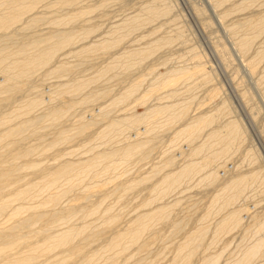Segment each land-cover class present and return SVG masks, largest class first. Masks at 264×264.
I'll use <instances>...</instances> for the list:
<instances>
[{
	"label": "rangeland",
	"instance_id": "rangeland-1",
	"mask_svg": "<svg viewBox=\"0 0 264 264\" xmlns=\"http://www.w3.org/2000/svg\"><path fill=\"white\" fill-rule=\"evenodd\" d=\"M50 1L53 4L55 0L53 1L50 0ZM78 1L79 2L76 4V6L75 5L70 6V8L53 6L51 9L48 8V10L46 9L47 8L46 6L50 5L51 3L48 2L49 4H47V2L45 3L41 2L42 4L41 5L39 4L41 7H37L38 10L36 9V11L40 13V14L38 13V15L41 16V18L43 17V20L39 21V23L34 28L32 27V30L30 28L31 32L33 33L37 31L34 33V35L38 34L39 36H42L41 38H43L44 36H48L58 29L59 30L65 29L66 31L72 30L74 34L76 33L79 36L80 34L78 33H82V29L84 27L87 29L93 28L96 31L94 32V34H92V36L90 35V37L88 38L89 40L87 39L80 41L82 37H79V39L77 40L79 42L76 46L79 47L82 44L84 45L90 43V41L92 40L101 41L106 39V41L113 42L115 38H116L115 41H118L117 42L118 45L114 44V47H112L109 50H105V51L99 50L97 52L95 51L92 53L90 52V54L84 55L86 60L83 58L84 56H82V60L81 59L79 60L80 57L78 59L73 57L69 58L68 56L64 57V55H60L59 53L55 55L54 58L52 59L49 65L51 68L48 66L47 68L43 67L41 70L39 69L35 74L31 75L30 80L29 78L28 79L22 78L24 81L19 82L21 87L19 92L15 94L11 93V95L2 94V97L6 96L8 101L7 102L4 101L3 103H1L2 104L1 106L3 107L0 106V118L9 115L11 111L14 112L18 105L25 104V102L30 101V99L38 101L40 99L39 97H41L42 95L44 96L45 103L39 105L31 112L32 113L31 115L34 117L35 116L43 117L47 115V113L49 114L53 108L60 109L64 106L70 105L71 103L77 104L81 102L84 98H87L89 101H91V103L88 102L89 103L88 105L87 104L85 105V103H82L83 105L80 103L77 105L73 104V106H71V109H69L65 117L62 116L61 118H58L59 121L55 120L57 121V123H55L54 120L52 121V119L46 118L44 121L42 120L37 127L35 126V128H33L32 130L29 129L31 131L26 130L27 132L23 133L22 137L23 135L25 134L26 135L24 136V138H22L19 141L20 142L19 144L21 145L19 148L20 150H24L27 148L32 149L33 147V155L28 159L23 158L21 161H18L17 163L19 165H23L28 160L27 161L28 164L30 163L29 160L31 159V161H35L34 163H38L42 167L43 166L46 167L47 164L48 166L55 165L56 163H59L58 162L59 160L60 161L62 159L64 160V158L70 161H72V159L74 161L79 158L84 159L87 158V156L90 157L96 152L99 151L109 152L110 150L115 149L116 147L118 148L123 145H126L127 142L129 143L132 141V138L135 139V136L138 133L137 138L139 140L149 141L147 147L144 149L145 151L142 150L143 153L141 151L142 156L136 155L132 158L133 160L131 159L129 161L128 159L127 161H125L126 163L124 162L118 163L119 161L115 162L118 163L116 167L117 169H115L116 171L114 170L113 173H110L109 171V175L104 174L105 175L104 176L102 174L98 178H91L89 174L84 176L82 183L79 186L76 185L75 187H73L62 199L63 201L60 202L61 205L59 204V206H57V209H59L74 204L77 206L84 205L82 206L83 208L86 207L87 209H89L92 208L91 206L93 204L96 205L97 203H99L103 196L105 197L107 196L106 198L103 197L104 200L102 201V204L100 203L101 204L100 210L102 211L105 208L112 207L111 214L118 215L119 218V221L117 220V222L113 226V229L116 231L117 229L121 230L125 228V225L129 224L130 218L134 217L137 213L146 210L145 208H142L141 205L144 203V201H148L155 197V194L152 192L153 189L152 187L156 186L157 184L156 181L157 180L159 181V179L164 173L168 172L171 168H172L171 170H177L178 167L183 166L188 162L189 163L196 162V160L197 162H199L200 160L203 161L205 158L207 159L208 157H211L212 153L217 152L219 150L218 147L220 146V144L219 146L213 145L214 149H212L213 147L207 149L205 150L206 152L205 151H203L204 153L201 152L202 154H200L199 156L193 154V149L195 148V146L197 147L202 142L205 141L206 139L205 134L209 131V129L211 128L221 129L222 126L225 125L228 121H235L239 125V127H241L240 128L241 137L233 143L228 154L226 153V155L223 154V156L221 155L213 159L211 162L212 164L211 167L209 165L206 168V171L195 176L192 175L190 177H185L186 179L183 178V180L181 179L182 181L180 180L179 181L180 183L173 186V188L175 187L174 189L172 187H171L172 189L170 188L169 193H167L168 195L166 194V196H164L162 199L157 200V202L155 201L156 204L155 202H153L154 204L152 203L151 206L153 208L161 204L169 206V205H174L173 203H176V205L177 204L178 205L177 206L174 205L171 208V211L169 212V217L167 216V218L165 219L166 221L162 220V222L156 221L157 223L156 222L152 223L153 228H150L149 230L145 231L144 232L145 235L144 233L142 234L143 236L139 240L141 242L139 243L137 242V244L131 245L130 247L131 249L130 250L128 249L129 250L128 253L127 251L125 252L127 255L125 253L123 254L124 257L126 255L125 260H123L124 257L122 258L121 255L116 257L118 260L115 259L114 262L115 264H122V263L133 264L134 259L135 261H137L138 259L141 260L140 258H142L143 259L142 261L143 262L145 261V263L147 260V263L148 262L150 263L152 261L155 264H171L177 246L181 244L184 241V239L190 235V233L194 232L197 228H200L202 226V228H205L207 232L205 233L204 238L199 241V247L194 255L195 257H193L192 259L191 264H195V263L200 264V262L203 260V257L211 256L213 254L220 252L223 253H221L222 256L220 259L222 262L220 261L219 264L221 263L232 264L234 261H236V259L238 260L240 258L241 254L246 250L247 247L249 248L251 245L255 243L254 241H257L259 238H261V236L262 237L264 236V231L260 233L256 231L259 222H262L264 220V59L262 60V62L260 61L258 65L256 64L255 70L254 69L251 70L249 66L247 67L248 61L252 60L253 56L256 55L260 49L262 50L264 48V33H263L264 28L262 29L263 31H261V33L256 38H254L253 42L250 45L252 47H250V50L248 49L249 52L247 51L245 54H243V56H241L240 53H238V50L235 49V45H234L235 41L238 40L241 36H244L245 34H246L245 36H247L248 34L252 36L251 33L252 31L248 29L247 26L244 27L238 26V28L240 29L236 28L235 29L236 32L232 30V28H234V26L236 25H241L245 19L255 21L259 17H263L264 0H229L230 2L226 0L228 2L225 1L226 3L222 4L220 7H216L214 5L215 2L213 4V1L215 0H212V2H210L211 0H164V1L159 0V2L157 0H78ZM244 2L247 4L248 7L250 5V7L249 8L247 7L248 9L245 7V9L239 11L236 7H238V5L242 6L241 3ZM211 4H213V6ZM44 5H46L45 6L46 8L44 7ZM145 6L148 7L156 6L154 8H160V9H163V7L167 6L168 8H170V13L168 12V15L166 16H159L157 18H153V20L150 19L149 21V19L147 20L149 16L144 15L147 14L144 12V8L145 10L147 8ZM77 9L78 10L84 9L86 12H90V13L81 19L74 20V22L66 23V25L61 23V24H57L61 26H56L55 24H53L52 21L55 20L57 21L58 18L64 19L67 16L74 14L76 12L75 10ZM224 12L228 13V16L222 21L220 17ZM134 18L135 21L132 20ZM219 19L221 20V22ZM142 22H144L143 23L144 25H142ZM120 24H122L123 26ZM116 26H118V28H116ZM230 28L232 30V33L235 32L234 33L235 40L232 39L233 34L230 33L231 32V30H229ZM30 30H28V32H30ZM9 32L7 33L9 35H11L13 32L11 37L8 39L6 37V42H4L5 38L4 40L2 39L3 41L0 39V41L6 44V47L7 49H10V52H13L17 48L23 46L22 41H24L25 39L27 40L28 38H22L23 35L21 34H20L21 36H19L20 32L19 33L18 32L16 33V31L15 32L11 31L10 33ZM31 32L29 34L26 32L28 34L26 35V37H29V39H31L30 35L31 37L33 36ZM9 35L7 36L9 37ZM14 36H16V38ZM11 38L13 39L10 40ZM162 38L164 39L169 38L168 41L170 42L167 41L166 44L167 46L162 45L161 47L160 45L158 46L154 45L157 40L159 39L161 40ZM166 40L163 41L164 43L160 41L159 43L165 44ZM5 44H3V46H1L0 49L4 48ZM168 44L170 45L168 46ZM153 45L154 47H157L155 48L157 50H153V53L151 55H148L149 57L146 56V58H144V56H134V58L138 57L136 58V61L134 60L135 63L134 61L130 62L134 59L133 57H132L133 59H129L130 61L128 60V58H127L128 61H126V59L124 58V56H126V53H128L132 49L135 50L140 48V50L143 51V49H145L144 51H146L152 48ZM120 55L123 56V58H121L123 60L119 59V63L121 62L120 64L122 65L116 63L118 61V59L116 58H120L121 57ZM114 59L117 61H115ZM56 60L59 62H57ZM62 60L63 61L66 60L65 62L68 63L66 66L70 67L73 65L72 66L73 69L72 70L69 69L70 70L69 72H63V73L61 72L58 75L56 73L55 75L54 73L52 74L51 71L53 65L55 66L58 65L60 62H62ZM112 62L114 64L115 63L117 64V65L115 64L116 67L112 65ZM124 62L125 63L128 62L129 64L127 66L129 67L132 66V67H130V69H128L127 66L123 68V66L125 65ZM107 64L112 65L114 68L112 69L111 72L108 73L107 71H105L106 74L102 75L101 72L103 70L101 69L106 68ZM192 65H194L193 67L201 68L203 74L205 72L207 74L210 73L208 76L210 77L211 75L212 77V80L210 78L211 81L208 80L210 81L209 82L210 84L207 85L206 82H204L198 75L199 78L193 77L194 79H196V81L192 78L183 79L182 85H180L181 82L180 83L178 82L176 86L174 85L175 87L173 86L174 89L173 88L172 89L162 88L163 90L159 89L160 92L156 93V95L154 96L152 95L151 99H149L150 98L149 97L144 104L142 102L141 104L139 101H136L137 97H139L141 93L143 94L146 90H148L146 89V87L147 88L151 87V85L148 84L153 85L154 82H157L154 81L156 78L160 79L158 77L159 73H160L159 76H162L164 72L169 71L170 68L172 67L177 68V67L186 66L184 68L187 67L191 68ZM151 67L155 70L153 71L154 74L151 73L152 72L151 70H153L151 69ZM149 69L150 71H148ZM105 72L103 71V74ZM98 73L101 75L102 78L98 76L99 75ZM147 73L148 74L151 73V75L157 74V76L155 75L153 79V76L151 77L147 75ZM206 73L204 74L205 76H207ZM88 79L89 80L92 79L94 83L93 81H91L92 83L89 81L91 84L88 83L87 82ZM140 79H142L141 81L144 80L145 81L141 83L142 84L140 85L141 87L140 86L138 87L139 90L138 88L136 89L138 90V92L135 91L133 95H131L133 97L128 99V101H125L124 104L121 103L116 105V108L111 106L112 99L114 100L115 98H118V96L122 95L124 91L126 92V89H129V85H130L129 83H133V82L135 83L136 80L139 81ZM150 79H152V82H150L151 81ZM1 80H2V75L0 77V81ZM82 80H84V82ZM184 80H188V81H186L185 83ZM76 81L78 83L82 81L81 83H84V85H86V83L88 84L86 87L83 86L85 87V89H83V87L81 88L82 90L79 91L80 93L76 92V94L75 93L73 94L72 92H67V90L69 89L68 85L69 84L72 85ZM201 81L202 84L204 82L205 85L198 83ZM57 83L59 86L60 85L63 86L62 87L60 86L58 88ZM65 86L68 89L66 90V94L63 97L66 98L58 97L59 95H57L56 93L64 91V89H66ZM56 88H58L57 92L55 91ZM216 89H218V91ZM143 90L144 92H142ZM171 90L172 91L176 90V93L174 91L172 92ZM177 91L178 93L179 92L181 93H179L178 95ZM169 92L177 95L176 97L174 95L175 97L174 99L171 98L172 101L171 99H167L168 102H166L165 96L166 94H169ZM67 93L73 95L68 94L69 95L68 96ZM101 95L102 96L105 95L104 96L105 99ZM159 97L160 98L162 97L161 98L162 101L158 102L159 101L158 100L156 102L155 101L156 98L159 99ZM163 97L165 98V100H163L164 99ZM153 103L157 105L176 103L178 107L180 106V103L181 105L182 103H184L185 107H183L184 110L182 111L184 117L182 118V120L180 119L177 120L178 122L177 121L173 122L172 123L173 125L164 124V120L166 118L165 116H163L164 120L163 117L161 116L163 124L162 122L161 123L157 122V124L155 123L156 121L159 120L161 121V119L157 120L151 118L150 120V122L152 121L151 126H154V124H156V126L158 124L163 125V126L161 125L162 127L159 128L157 126L158 129L156 128L157 129L156 130L155 127L153 128L150 126L151 123L149 121H148L149 124L142 123L144 122L142 118L145 116L143 114H145L146 111L148 112V109L151 108L150 105L151 104L154 105ZM222 104L223 106H221ZM154 106H152V108H154ZM223 107L225 108V111L222 110L224 109ZM180 108H182V106L179 107L178 110ZM217 109L219 111H217ZM105 111H106V115L108 114L109 117L103 115L104 119L105 117L106 119L111 117L114 119H108L106 120V122L105 120L102 119L103 120L102 121L100 117L102 114H105ZM216 111L217 113L221 112V114H215ZM83 112L85 114H83ZM213 113L216 115L215 121L213 122L211 127L207 128V130L205 129L206 131H203L204 135L201 132V134L197 136V139L194 140L195 143L192 142L190 144V141L189 140L186 141V138L184 137L183 138L185 142L182 141L183 140L182 137L176 138L177 142H174V140H176L175 138H171L172 136H174L173 135L174 132H176L175 129L176 130L179 129V126H181L180 127L181 129L182 126H185V124L189 123L188 121L186 122L188 118L189 121H191L195 119L196 116L197 117L206 116V115L208 116ZM123 114L124 115L127 114V116L132 114L135 115V117H138L139 120H138V124L136 122L135 125L136 128L134 126V129H129V130L127 129V131L125 129L126 132L124 131L120 132L121 134L113 133L114 135L113 134L108 135V138H106L107 136H105L100 140L99 139L96 140L93 137H88L89 135L90 136L94 135L95 137V134L94 133L92 134L93 131L95 132L96 130V132H98L99 129L103 128L101 126H104L110 120L119 121L120 119L116 120V118L122 117L121 115ZM141 114L143 115V117L140 116L141 117V121H140V117L138 115ZM98 115L100 116L98 117ZM28 116L29 115L25 117L24 115L23 118L21 116L20 120L28 118ZM84 116H85V120L83 118L84 122H88V121L90 122L91 121L90 119L92 120L94 119L97 121V123L98 122L100 123L95 125L96 127L94 128L92 127V129H88V131L86 130L87 132L83 134L84 136L83 135L82 137L80 135L75 136V139H72V141H69L68 143L65 142L66 143L65 145V143H63L64 139L63 141H61L62 136L64 137V134L66 135V133L67 135L68 134L70 135V131L71 134H74L73 131L76 129V127L78 128L79 126L78 119L80 120V118ZM47 119H49L50 121L49 120L47 121ZM18 120L15 119V122H18ZM15 122L13 121V124ZM49 122L51 124L52 122L55 123L57 127L55 124L51 125ZM143 124L147 125V127L150 126L149 129L153 128L156 131L152 130L151 134L147 133L146 131L148 128L146 126L141 127V125ZM126 126L127 127L130 126V123H127ZM164 126H166L167 128L163 129ZM124 127L125 125L123 126V129ZM49 128L52 130H50ZM129 128H133V126H130ZM34 130H36L38 133L36 131L34 133H31ZM62 130H64V132L66 131V133H62ZM39 132L42 134L41 137L37 136L39 135ZM33 134L34 136L32 137ZM58 136H60L61 138H58ZM172 139H174L173 144H170L172 143ZM57 141L58 142L60 141V143H58L57 146L54 147L50 146L51 148L49 147L48 144L51 145V143ZM5 148L6 147L4 145L0 146V154L2 153L0 157L3 156V153H6L7 148L6 149ZM47 148L49 149L47 150ZM90 149H92V151ZM40 150L42 151V153L40 152ZM210 150H215V151L213 152ZM69 151L72 154L70 158L68 156H63L67 154V152L69 153ZM5 157L6 156L2 158L5 160L7 159ZM170 157H173L175 161L172 165L173 167L171 166V168L169 167L167 169L165 166L166 165L165 160ZM191 157H193L194 160L191 161L190 160ZM202 157L204 158L203 160ZM2 158L0 159H1V163L3 164L5 161H3ZM8 161L9 160H6V163H4L3 165L7 164ZM103 165L104 164L100 165L96 171L99 172L101 166ZM155 167L157 168L158 171L159 170L161 171L160 173H158L157 171L158 175L157 173L156 174L154 173V171H156ZM31 172L32 171L30 169L26 171L25 174L26 178L21 182V184L27 182L28 180H31L32 182L39 180L37 178L38 175H31ZM213 172H215L214 174H216L217 178L203 179L204 176L208 175L209 173L211 174ZM114 175L116 176L117 179H115L114 181L113 180L109 181L110 176L114 177ZM249 175H255L254 176L255 180L249 181L248 183L250 185L248 186H247L248 184L247 182L246 184H244L243 189L246 188V190H243L244 192H241L243 194L240 193L241 196L239 195L240 197L238 196V198L234 201L235 204L232 203L231 205H229V207L227 206L225 209V207H221L222 200H218L212 206L211 203L213 198L215 197V195L221 192V189L231 185L232 182L237 178L241 176L248 177ZM132 181L133 183L135 182L134 184H137L136 187L132 189L130 192L123 193L124 195L121 194L122 192L119 191L121 190V187H123V185H126L125 183ZM105 182H107L108 185L106 186L103 185V183ZM62 184L66 186L65 185L66 183L64 181H60V183L58 184L59 186L58 189H61V187L64 188ZM95 184L96 185L98 184L99 186L103 185L102 188H105V191L103 190L102 192L105 194H102L101 192L102 195L101 196L99 193H98L99 195L97 193H93L92 195H90V199H89L91 202L90 201L83 202L84 200L80 199V197L82 198L83 194L80 193H82L83 190L86 189V187L90 188L93 185L95 186ZM119 184L120 185L123 184V185L120 187ZM20 185L9 186L7 189H5V191L2 192L3 193L2 195L0 194V200H5L6 198L10 197L11 195L6 196L7 193L13 191ZM113 187H115V191L111 192L110 190L113 189ZM119 187L120 189H118ZM231 194L232 191L226 193V195H231ZM46 195L47 194H44L43 192L41 196L43 198V196ZM41 196L40 198L38 197L39 199L38 198L37 199L40 200ZM37 199L36 201H38ZM100 204H97L96 206ZM236 209L240 210L243 213V214L241 213L243 215L241 216V218H244L241 223L242 225L240 224L238 228L230 230L229 231L230 233L226 232L224 234H220V235L217 234L214 236L216 224L222 219V217L224 218L226 214ZM245 210L248 211V214L246 216H245L246 214ZM63 215L66 216V214ZM78 215L81 216L80 214ZM78 215L73 217L70 220L71 222L70 221L68 222L71 224V226L73 225L74 227H77L86 223L87 224L91 223L92 225L90 224L91 225L90 229H92V232L96 231L97 229L99 230L104 229V231L102 230V232H104L102 233L103 236L101 233L98 236H96V238H99V240L95 239V237L89 236L90 237L88 238L89 241L91 239L93 241L92 243L89 242L91 246L87 247V245L89 244L87 242L88 240H85L86 242L82 241L84 244H86L85 245L86 247L85 246L84 247L88 248V249L84 248V252L86 251L85 254L87 255L100 249L106 243L105 239L111 236L112 231L109 232L110 231L109 230L108 232L107 231L105 232L106 229L104 228V226L99 227L102 225V221H101L102 218L100 217V214L93 216V218L84 217V216H81L80 218ZM250 215L253 217L251 218ZM1 219L2 218H0V220ZM125 222L126 224H124ZM62 224L63 223H59L58 225H56L58 229L60 227L61 228L66 227L65 226L66 223L64 225ZM174 224L177 225L176 226L177 228L173 230V227H175ZM40 227L41 226L39 224H36L34 226V230H37ZM57 227L55 228L57 229ZM96 240H98V242H95ZM74 242L78 243L79 241L78 239H76ZM142 244L146 246L143 247ZM139 245L141 249H139L138 247ZM100 252L101 254L104 253L103 251ZM106 254H107L106 257L111 255L110 253L107 252ZM261 254L260 255L257 254L256 257L253 258L251 264H264V254L262 252ZM131 256L133 257V259L131 258ZM104 257L105 254L104 255L102 254L101 255L102 259L100 260L98 259L99 262L98 264L107 263L104 260ZM129 257L132 260L131 262ZM127 260L129 261L128 263L126 262ZM75 261L76 264H79L78 260H74V261L71 260L70 263L68 262L67 263L75 264L72 263ZM142 261H138V262H142ZM38 262H41V264H46L48 261H45V258L41 257L39 258Z\"/></svg>",
	"mask_w": 264,
	"mask_h": 264
},
{
	"label": "bare ground",
	"instance_id": "bare-ground-1",
	"mask_svg": "<svg viewBox=\"0 0 264 264\" xmlns=\"http://www.w3.org/2000/svg\"><path fill=\"white\" fill-rule=\"evenodd\" d=\"M47 1L48 0H0V39L4 40V38H5L4 42H6V37L8 39L13 34V32L11 35L7 34L9 31L10 32L16 31V33L20 32L19 36L23 35L22 38H28L27 40L25 39L26 42H25V40L22 41L23 46H21V45H20L21 47L18 46L19 48H17L16 50L12 49V50H14L13 52H10V49H7L6 44L2 43L3 40L0 41V43L2 44V45L0 44V48H1V46H3V44H5V47L0 49V74L2 75V80L0 81V106L2 105L1 103H3L4 101L5 102L8 101L6 96H5L6 98L2 97V94H10L11 95V93L15 94V93L19 92V90L21 88L19 82L24 81L23 79H28V78L30 80L31 75L35 74L39 69L41 70L43 67L47 68L50 65V63H51V61L55 55L60 53V55H64V57L68 56L69 58L73 57V58H77V59L80 57L79 60L80 59L82 60V56H84L86 54L88 55V54H90V52L91 53L95 52V51L97 52L99 50L105 51V50H109L112 47H114V44L118 45V43H117L118 41H115L116 40V38H115L114 41L112 40L113 42L106 41V39L101 40V41L92 40V41H90V43H87L84 45L82 44L79 47L76 46L79 42V41H77L79 39V37H82L80 41L87 40L90 37V35L92 36V34H94V32L96 31L93 28L87 29L85 27L82 29V33H78V34H80L79 36L76 33H75L76 34L75 35L72 30H68V31H66L65 29L59 30L58 27H57L58 30L55 29L56 31H54L52 34H50L48 36H44L43 38H41L42 36H39L38 34L34 35V33L37 31L32 33L31 32L32 27L34 28L39 23V21L43 20V17L41 18V16L38 15L39 12H37L36 9L38 10L37 7H41L40 6L42 4L41 2L45 3ZM157 1L159 2V0H157ZM225 1L226 0H215V1H213V4L215 2L214 5L216 7H220L222 4L228 2L229 0L226 2ZM48 2L51 3L50 0ZM48 2H47V4H49ZM78 2H79L78 0H55L53 2V4L51 3L52 5L51 4L48 5L49 7L46 5H44V7L46 6L47 8L46 7L45 8L47 10H48V8L51 9L53 6H55V7H57V6L69 7L70 8V6H74V5L76 6V4ZM210 2H212V0ZM244 3H241L242 6L238 5V7H236V8L239 11L240 10L242 11L243 9H245V7L247 8L248 7L247 4L246 3L244 4ZM213 4H211V5L213 6ZM42 7H43V5H42ZM145 7H147V8H146V10L144 8V12L147 14H144V15L149 16L147 18V20L149 19V21H150V19L153 20V18H157L159 16H166V15H168V12L170 13V8H168L167 6L163 7V9L154 8L156 6H154V7L145 6ZM249 7H250V5H249ZM75 11L76 12L74 14H71L64 19L58 18V20L60 19L59 21L58 20L52 21L53 24H55L56 26H61V25H57V24H61V23L66 25V23L74 22V20L81 19L90 13V12H86L84 9L83 10L77 9ZM36 15H38V16H36ZM227 16H228V13L224 12V13H222V16L221 17L219 16V17L223 21ZM135 18L132 20L135 21ZM137 19H139V18H137ZM221 20H220V22H221ZM143 23L144 22H142V25H144ZM120 25H122V24H120ZM238 26L239 27L247 26L248 29H250L252 31V32L249 31L252 33V36L247 33L250 37L248 35L245 36L246 35L245 34L244 36H241L242 38L240 37L238 40L235 41V44H234L235 49H237L238 53H240V55L243 56V54H245L247 51L249 52L250 47H252L250 45L253 42L254 38H256L261 33V31L264 30L263 29L264 28V16L259 17L255 21L245 19L241 25L234 26V28H232V30L235 31V29L238 28ZM30 28H31V30H30ZM116 28H118V26H116ZM238 29H240V28H238ZM28 30H30V32L33 35L32 37L30 35L31 39H29V37H26V35H28L30 33V32H28ZM229 30H231V28ZM232 30L230 33H232ZM242 30H243V28H242ZM16 33H14V34H16ZM234 33H232L233 35L231 34L233 36L232 37L233 40H235L234 39ZM263 33H264V31H263ZM7 35H9V37ZM14 37L16 38V36H14ZM164 38H162L161 40L160 39L157 40L154 45H156V46L160 45L161 47H162V45L167 46L166 44H167V41L169 40V38H166L167 40ZM12 39L13 38H11L10 40H12ZM165 40H166V43L163 44L164 43L163 41H165ZM159 41L163 42V43L161 44V43H159ZM168 42H170V41H168ZM12 43H13V41H12ZM15 44H17V43H15ZM154 45L152 48H150L146 51H144L145 49H143V51H142V50H140V48L135 49V50L132 49L131 51L126 53V56H124V58L126 59V61H128L129 59H133L134 56H144V58H146V56L149 57L148 55H151L153 53V50H157V49H155L157 47H154ZM169 45L170 44H168V46ZM163 49H164V47H163ZM6 50H8L9 52ZM30 52H32V53H30ZM156 54H158V53H156ZM83 58L85 59V56ZM121 58H123V56H121L120 58H116V59H118V61L115 59L114 60L117 61L116 63L118 64L119 59H121ZM127 58H128V60H127ZM136 58H138V57H135L132 61H130V60L129 61L130 62H133L134 60L136 61ZM63 59H65V58H63ZM263 59H264V48L262 50L260 49L259 52L253 56V59L248 61L247 67L249 66V68L251 70H253V69L255 70L256 64L258 65V63L260 61L262 62ZM114 60H113V62H114ZM121 60H123V59H121ZM65 61L62 60V62H60L58 65H56V66L53 65L51 73L52 74L54 73V75L56 73L58 75L61 72L62 73L63 72H69L70 71L69 69L72 70L73 65L70 66L72 68H70L69 66H66L68 63ZM135 61H134V63H135ZM57 62H59V61H57ZM113 62H112V65H114V67H116L115 66L116 63L114 64ZM109 64H111V63H109ZM109 64H107V67L104 68L106 70H104V69H101V70H103L104 72L107 71L108 73L111 72L114 67L112 65H109ZM128 64H129L128 62L125 63V65L123 64L124 65L123 68L126 67ZM139 64H140V62H139ZM120 65H122V64H120ZM193 66L194 65H192L191 68H189V67L184 68L186 66L177 67V68L172 67L173 69L170 68V70L167 72H164V74L162 76H159L160 75V73H159L158 77L160 79L156 78L157 80L156 79L154 80V81H157V82H154V84L155 83L156 84L155 85L154 84L153 85L148 84V85H151V87H148V88L146 87V89H148V90H146L145 92L143 90L142 92H144V93L143 94L141 93L140 96L137 97L136 101H139L140 103L142 102L144 104L145 101L148 100L149 97H150L149 99H151L152 95L154 96V95H156V93H159L160 92L159 89H161V90H163L165 88L166 89L167 88H171V89L173 88L174 89V87L176 86V84L178 82L179 83L181 82L180 85H182L183 79H189V78L194 79L193 77L199 78L198 75L200 76V78L204 82H206L207 85L210 84L209 82L212 80L211 75H210V77H208L210 73L207 74L205 72L207 74V76H205L204 75L205 73L204 74L202 73L203 71L201 68H196ZM109 67H112V68H109ZM130 67H132V66H130ZM130 67L127 66L128 69H130ZM151 69H153V68L151 67ZM166 70H168V69H166ZM103 71L101 73H102V75H105L106 72L103 74ZM148 71H150V69ZM151 71H152L151 73L154 74L153 71H155V70L153 69ZM148 73H147V75H149L151 77L153 76V79H154L155 75L157 76V74L151 75V73L150 74H148ZM1 75H0V77H1ZM98 76L101 77L100 74ZM141 77H142V75H141ZM143 78H144V76H143ZM210 78H211V80H210ZM61 79H62V77H61ZM138 79H139V77H138ZM58 80H56V81H58ZM141 80L142 79H140L139 81L136 80L135 83L134 82L129 83L130 84L129 89H126V92L124 91L125 93L124 92H123V94L121 93L122 95H119L118 98H115L114 100L112 99V103L110 102L112 104L111 106L116 108V105L121 104V103L124 104L125 101H128V99L133 97L131 95H133V93L135 91L138 92V90H139L138 87L140 85H142L141 83H143L145 81V80L144 81H141ZM150 80H151L150 82H152V79H150ZM194 80L196 81V79H194ZM208 80H210V81H208ZM82 81L84 82V80H82ZM89 81L91 82L93 80L88 79L87 82L90 83ZM184 81L186 83V81H188V80H184ZM207 81H208V83H207ZM25 82H26V80H25ZM76 82L75 83L73 82L74 84L71 83L72 85L69 84L68 85L69 89L65 86L66 87V89H64L65 92L64 91L57 92V89L60 86L61 87L63 86V85L59 86L57 83L58 88H56L55 91L57 92L56 94L59 95L58 97H63L66 94L67 89H68L67 92H72L73 94L74 93L76 94V92L80 93L79 91L82 90L81 88L83 86L86 87L88 84V83H86V85H84V83H81V82L76 83ZM204 82H203V84H204ZM21 83H24V82H21ZM93 83H94V81H93ZM198 83L202 84V81L198 82ZM85 87H83V89H85ZM137 88H138V90H136ZM216 90L218 91V89H216ZM174 92L176 93V90ZM100 93H102V92H100ZM104 93H106V92H104ZM179 93H181V92H179ZM179 93L177 91L178 95H179ZM68 94L73 95V94L67 93V95ZM177 94L169 92V94H166V96H165L166 100L164 97H163L164 98L163 100L168 102L167 99H171V98L174 99ZM174 95H175V97H174ZM104 96H102V97L105 99ZM41 97H39L40 99L38 101L30 99V101L25 102V104L18 105V106L16 105L17 107H16V110L14 112L11 111V113H9V115L6 114L7 116L0 118V146L4 145L7 148L6 153H3V156H1L0 158L6 156L5 158H7V159L4 160L2 158L3 161H5L4 163H6V160H9L7 162V164L3 165L4 163L2 164L1 159H0V194L2 195L3 194L2 192L5 191V189H7L9 186L20 185L21 182L26 178L25 174H26V171L29 169L32 171L31 175H38V177L37 176L36 177L39 179L38 181H35V182H32L31 180L24 182L23 184L18 186L13 191H10L7 193L6 196L11 195L10 197L6 198L5 200H0V218H2L0 220V264H41V262H38L39 258H41V257L45 258V261H48L47 263L45 262L46 264H66L67 262L70 263L71 260L72 261L78 260L79 264H98L99 263L98 259L99 260L102 259L101 258L102 254L103 255L105 254L104 260L107 263L104 260L103 261L106 264H115L114 263L115 259L118 260L116 257L122 255V258H123L124 257L123 254L126 251L128 253V251L131 249L130 248L131 245H135V244H137V242L138 243L141 242L139 240L143 236L142 234L145 231L149 230L150 228H153L152 223H154L156 221L157 222H159V221L162 222V220L164 221L167 218V216L169 217V212L171 211V208L174 205H176V203H173L174 205L168 204L169 206L161 204V205L155 206L153 208V207H151L152 203L155 201L157 202V200H160L164 196H166V194L169 193L170 188L171 187L173 188L174 185L180 183L179 181L181 179L183 180V178H185V177H190L192 175L195 176V175H198V174L206 171V168L209 165L211 167V165H212L211 162L213 159H215L221 155L223 156V154L224 155H226V153L228 154L233 143L241 137V129H240L241 127H239V125L235 121H228L225 125L222 126L221 129H215V128L209 129V131L205 134L206 135L205 141L202 142L199 146H197V147L195 146V148L193 147L194 148L193 154L199 156L200 154H202L201 152L212 148L213 145L219 146V144H220L219 147L217 146L219 148V150L216 148L218 150L217 152H214L215 150H210V151L214 152V153L211 152L212 153L211 157H208L207 159L206 158L204 159L202 157V160L203 159L204 160L203 161L200 160L201 162L200 161L197 162V160H196V162H190V163L188 162L187 164L178 167L177 170H171L172 169L171 166L173 165V163L175 161L174 158L173 157L167 158L165 160V164H166L165 166L167 169L169 167L171 169L168 172L164 173L161 176V178L159 179V181L157 180L158 182L156 181L157 184L155 187H152L153 188L152 192L155 194V197L154 198L152 197L153 199H150L148 201H144V203L141 205V207L145 208L146 210L141 211V212L137 213L134 217L130 218V222H129V224L125 225V228H123L121 230L117 229L118 231L117 230L115 231L113 229V226L115 225L117 220L119 221L118 215L111 214L112 207L105 208L102 211L100 210V206L102 204V201L107 196L106 197L103 196L104 198L102 197L100 202L97 203V204L101 203L100 205H98V206H96L97 204L96 205L93 204L92 206L90 205L92 208H89V209H87L86 207L83 208L82 206H84V205H82V204H81L82 206H80V205L77 206V205L72 204V205H68L67 207L59 208V209H57V206H59L60 202L63 201L62 199L66 196V194L73 187H75L76 185L79 186L82 183L84 176L89 174L91 176V178H98L102 174L103 175L104 174L109 175V171H110V173H113V171L115 169H117L116 167H117L118 163H120V162L126 163L125 161H127L128 159L130 161L134 156L141 155V151L147 147V144L149 143V141L139 140L137 138V134H138L137 133L135 136V139L132 138V141L129 143L127 142L126 145H123V146L118 147V148L116 147L115 149H112L109 152H107V151L106 152H104V151L100 152L99 151V152L94 153L90 157L87 156V158H84V159L79 158L75 161L73 159H72V161H70V160H67L66 158H64V160L63 159L61 161L59 160L58 161L59 163H56L55 165H50V166H48V164H47L46 167H44V166L42 167L40 164L34 163L35 161H31V159H30L29 160L30 163L27 164V161H28L27 160L25 164L19 165L17 163L18 161H21L23 158L28 159L33 155V147H32V149L27 148L24 150H20L19 147L21 145L19 144L20 143L19 141L22 138H24V136L26 135L25 134L22 137V134L26 133L27 132L26 130H29V129L32 130L33 128H35V126L37 127L38 124H40L41 121L42 120L44 121L46 118L52 119V121L53 120L59 121L58 118H61L62 116L65 117V115H67L69 109H71V106H73V104H75V103H73V104L71 103L72 105L70 104V105L64 106L60 109L53 108L49 114L47 113V115H45L43 117H41V116L40 117H37V116L34 117L31 115L32 114L31 112L36 107H38L39 105L45 103L44 102L45 101L44 96L42 98ZM76 97H78V96H76ZM63 98H66V97H63ZM90 98H91V96H90ZM161 98L160 97H159V99L156 98L155 101L157 102L159 100L158 102H161L162 101ZM172 99H171V101H172ZM177 99H178V96H177ZM87 100H88L87 98H84L79 103L80 104L85 103V105L86 104L88 105L89 104L88 102L91 103V101H89V100L87 101ZM12 102H13V100H12ZM79 103H77V104H79ZM63 104H65V103H63ZM77 104H75V105H77ZM5 105H6V103H5ZM10 105H11V103H10ZM154 105H152V104L150 105L151 108H152V106H154V108H152V109L150 107H148L150 109H148V112L147 111H146V113L144 112L145 113V114H143V115H145L144 117L142 114L138 115L139 117L140 116L143 117L142 119L144 120V122H142V123L149 124L148 121L150 122L151 118L158 120V119H161V116L162 117L165 116L166 117L165 120L163 117L164 124L173 125L172 124L173 122H175L179 119L182 120V118L184 117L183 113H182V111L184 110L183 107H185L184 103H182V105L180 103L179 107L182 106V108H180L179 110H178L179 107L176 105V103L166 104V105H163V104H159V105L154 104ZM221 106H223V104ZM1 107H3V106H1ZM220 108H222V107H220ZM199 109H200V107H199ZM222 110L225 111V108ZM217 111H219V110L217 109ZM217 111L215 114H221V112H222L220 110L221 112L217 113ZM90 112H91V110H90ZM184 112H186V111H184ZM101 113H100V115H101ZM123 113H124V111H123ZM83 114H85V113L83 112ZM215 114L213 113V114H210L208 116L206 115V116H201V117L196 116V118L191 120V121H189V118H188V120H186V122L188 121L189 123L185 124V121H184L185 126H182L181 129H180L181 126H179V129H177V130L175 129L176 132H174V134L172 133L174 136H172L171 138L176 139L179 137H182V138L184 137V138H186V141L189 140L190 144H191L192 142H194L195 139H197V136H199L201 134V132L203 134V131H206L207 128L211 127V125L215 121V116H216ZM24 115H25V117L27 115H29V116H28V118L20 120L21 116L23 118ZM100 115H98V117ZM103 115L104 116L106 115V111H105V114H102L100 117L101 120L103 119V120H105V122L108 119H114L112 117L106 119L108 114L106 115V117L104 119ZM123 115H121L122 117H120V118L119 117L116 118V120L120 119L119 121L110 120L104 126H101L103 128L99 129V131L97 130L98 132H96V130H95L96 133L93 131L92 134L94 133L95 137H94V135H91V136L87 135V136L93 137L96 140L97 139L100 140V139L104 138L105 136H107L106 138H108V135H111L113 133L117 134V133H120L123 131L126 132L127 129L128 130L134 129L136 122L138 124V120H139L138 117H135V115H132V114L129 116H127V114H125L126 116L125 115L123 116ZM158 116H160V117H158ZM141 117H140V121H141ZM83 118L85 120V116L80 118V120L78 119V123H79L78 128L76 127L75 130L72 129V130H74L73 131L74 134H71V131L68 130V131H70V135L69 134L67 135L66 131L64 132V130H62V133H66V135L64 134V137L62 136V138L60 137L61 136L60 135V136H58V138H61L62 139L61 141H63V139H64L63 143H65V142L68 143L69 141H72V139H75V136L80 135L82 137V135L85 134L88 131V129H92V127L94 128V127H96L95 125L100 123V122L97 123V121L94 119L93 120L96 123L92 119H90V120L93 122H91V121L89 122L88 120H87L88 122H84ZM15 119L16 120L19 119L18 122H15ZM49 119H47V121ZM147 119H149V120H147ZM13 121L15 122L14 124H13ZM57 121H55V123H57ZM154 121H156V120H154ZM157 122H159V123L162 122V124H163L162 119H161V121L159 120V121H156L155 123L157 124ZM42 123H45V122H42ZM55 123L52 122V124H55ZM124 123H126V124H124ZM127 123H130V126H133V128H129L130 126L127 127L126 126ZM150 123H151L150 124V126H151L152 121ZM156 124H154V126H151V127H153V128L155 127V129H156L157 126H158V128L163 126L162 124H160V125L158 124L156 126ZM124 125H125V127L123 129ZM143 126L147 127V125H144V124L141 125V127H143ZM150 126L147 127L148 129L146 128L147 129L146 132L149 134H151L152 130L156 131L158 129V128L156 130L153 128L149 129ZM56 127H57V125H56ZM39 128H41V127H39ZM135 128H136V126H135ZM166 128H167L166 126L163 127V129H166ZM125 129H126V131H125ZM31 130H29V131H31ZM50 130H52V129H50ZM35 131L36 130L32 131L31 133H34ZM144 132H145V130H144ZM50 134H52V133H50ZM39 135H37V136L38 137L42 136V134L40 132H39ZM33 136H34V134L32 135V137ZM54 138H56V137H54ZM182 138H180V139H182ZM184 138L182 141H184ZM56 140H59V139H56ZM173 140L174 139H172V143H170V144H173ZM174 142H177V139L174 140ZM58 143H60V141L59 142L58 141L53 142V143H51V145L50 144H48V145H49V147L50 146L54 147V146H57ZM216 143H218V144H216ZM61 144H62V142H61ZM65 145H66V143H65ZM174 145H175V143H174ZM188 145H189V143H188ZM169 146H171V145H169ZM62 147H63V145H62ZM48 149L49 148H47V150ZM212 149H214V147ZM90 150L92 151V149H90ZM190 151H192V150H190ZM40 152L42 153L41 150H40ZM69 153L67 152V154H65L63 156H68L70 158L72 156V154L70 151H69ZM142 153H143V151H142ZM4 154H6V155H4ZM43 156H44V154H43ZM57 156H59V155H57ZM81 157H83V156H81ZM191 158H190L191 161L194 160L193 157H191ZM56 160H58V159H56ZM56 160H55V162H56ZM117 161H119V162L115 163ZM214 163H215V160H214ZM102 164H104V165L101 166L99 172L96 171L97 168ZM155 170L156 171H154V170L153 171L156 174L158 171L156 167H155ZM160 172L161 171L159 170L158 173H160ZM158 173H157V175H158ZM214 173L215 172H213L211 174L209 173L208 175L204 176L203 179H205V178H207V179L217 178L216 174H214ZM255 175H249L248 177L241 176V177L237 178L236 180H234L231 185L221 189V192L219 194L215 195V197L213 198L212 203H211L212 206L218 200H222L221 207H225V209L227 206L229 207V205H231L232 203L235 204L234 201L238 198L240 193L244 192L243 190H246V188L243 189L244 184H246V182L248 183L251 180H255V177H254ZM252 178H254V179H252ZM115 179H117L115 175H114V177L110 176L109 181H111V180L114 181ZM60 181H64L66 183L65 184L66 186H64L62 184L64 188L61 187V189H58V187H59L58 184L60 183ZM109 181H108V184H109ZM144 181H146V180H144ZM105 183H103V185H105V186L108 185L107 182H105ZM110 183H112V182H110ZM134 183H133V181L125 183L126 185H123L124 184L123 183L122 184L123 187H121L122 185L119 184L121 187V190H119L122 192L121 194L126 193V192H130L132 189H134L137 185ZM103 185L99 186L98 184L97 185L95 184V186L93 185L90 188L86 187V189H84L83 192L80 193V194H83L82 198L80 197V199L84 200L83 202H85V201H90L89 200L90 195H92L93 193H97V194L99 193L101 195V192L103 190L105 191V188H102ZM248 185H250V184L248 183L247 186ZM120 187L118 189H120ZM245 187H246V185H245ZM116 190H117V187H116ZM110 191L111 192L115 191V187H113V189H111ZM229 191H232V194L226 195V193ZM43 192H44V194H47V195L43 196V198H42L41 195L43 194ZM102 194H105V193L102 192ZM241 194H243V193H241ZM40 196H41V199L38 200L40 198ZM36 199L38 201H36ZM156 202H155V204H156ZM137 207H139V206H137ZM242 209H245V208H242ZM241 213L242 212L240 210L236 209V210H233V211L229 212L228 214H226L224 216V218L222 217V219L215 226L214 236L217 234H219V235L224 234L226 232H229L230 230L238 228L244 219V218H241V216H243L242 215L243 213L242 214ZM245 213H246L245 214V216H246L248 214V211H246ZM63 214H66V216ZM78 214H80L81 216H84V217H92V218H93V216L100 214V217L102 218L101 219L102 225L99 227L104 226V228L106 229L105 232L106 231L108 232L109 230H110L109 232L112 231L111 236L105 239L106 243L105 244L103 243L104 245L100 249H98V250H96L90 254H87V255L85 254L86 251L84 252V248L86 247L85 246L86 244H84L82 241L86 242L85 240H88L87 241L88 243L89 242L92 243L93 242L92 239L90 241L88 239L90 237H95V239L99 240V238H96V236H98L100 233L101 234L104 233V232H102V230L104 231V229H101V230L97 229L96 231L92 232V229H90V226L92 225L91 223H90L91 225L89 223L88 224L86 223V224H83V225H80L77 227H74L73 225L71 226V224L68 222L73 217L77 216ZM81 216H79V217L81 218ZM252 217L253 216H251V218ZM58 218H61V219H58ZM59 223H63L62 225H64L66 223L65 224L66 227L61 228L59 225L60 228L58 229V227L56 225H58ZM36 224H39L41 227L37 230H34V226ZM124 224H126V222ZM176 226L177 225H175V227L172 226L173 230L177 228ZM55 227H57V229ZM256 229H257L256 231L258 233L264 231V220L262 222H259L258 228H256ZM206 232H207V230L205 228H202V226H201L200 228H197L194 232L190 233V235L187 236L184 239V241L177 246V249L175 251V255L173 257V261L171 262V264H191L192 259H193V257H195L194 255H195V253L199 247V241L204 238ZM154 234H155V232H154ZM107 235H109V234H107ZM144 235H145V233H144ZM102 236H103V234H102ZM214 236H213V238H214ZM76 239H78V241H79L78 243L74 242ZM98 240H96L95 242H98ZM80 242L82 243V245ZM254 242L255 243L253 245H251L249 248L247 247L246 250L241 254L240 258L238 260L236 259V261H234L232 264H251L253 258L256 257L257 254L260 255L261 252L264 254V251H263L264 250V248H263L264 247V236L263 237L261 236V238H259L257 241H254ZM90 243L87 245V247L91 246ZM142 246L144 247L146 245L142 244ZM138 247H139V249H141L140 245ZM85 249H88V248H85ZM100 251H103L104 253L101 254ZM106 252L110 253L111 255L106 257V255H107ZM221 253H223V252L216 253V254H213L211 256L203 257V260L200 262V264H219L221 261L220 260L221 256H222ZM126 255H125V257H126ZM128 256H130V255H128ZM128 256H127V258H128ZM132 256H134V255H132ZM132 256H131V258L133 259ZM125 257L123 260H125ZM131 258H130V262L132 261ZM140 259L141 260L138 259L137 261H135V259H134L133 264H135V263L146 264L147 263V260L145 263V261L144 262L142 261L143 260L142 258H140ZM138 261H142V262H138ZM126 262L128 263L129 261L127 260ZM72 263L76 264V261L72 262ZM124 264H126V263H124ZM147 264H155V263H153L151 261L150 263L148 262Z\"/></svg>",
	"mask_w": 264,
	"mask_h": 264
}]
</instances>
